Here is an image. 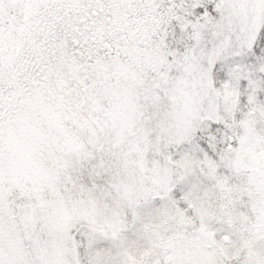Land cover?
I'll return each instance as SVG.
<instances>
[{
	"label": "snow or ice",
	"instance_id": "6c2138e0",
	"mask_svg": "<svg viewBox=\"0 0 264 264\" xmlns=\"http://www.w3.org/2000/svg\"><path fill=\"white\" fill-rule=\"evenodd\" d=\"M0 264H264V0H0Z\"/></svg>",
	"mask_w": 264,
	"mask_h": 264
}]
</instances>
